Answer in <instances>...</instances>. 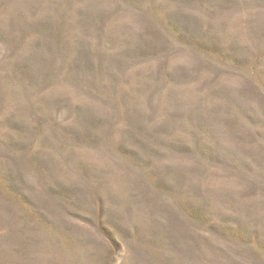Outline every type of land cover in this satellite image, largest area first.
<instances>
[{"label":"rangeland","instance_id":"obj_1","mask_svg":"<svg viewBox=\"0 0 264 264\" xmlns=\"http://www.w3.org/2000/svg\"><path fill=\"white\" fill-rule=\"evenodd\" d=\"M236 3L231 13L220 0H208L207 10H169L176 24L202 34L210 55L253 56V71H264L255 58L262 45L247 38L264 17L245 0ZM0 30L13 41L0 47V264H106L117 243L125 248L118 264H222L212 248L235 264H259L197 219L198 190L208 212L238 219L230 230L264 248V189L243 169L216 163L231 154L260 166L250 127L221 95L258 88L254 77L188 55L159 19L120 0H0ZM138 49L159 55H125ZM181 63L193 78L173 84L165 69ZM197 136L203 156L165 146L195 148ZM136 161L154 164L161 176L148 180ZM179 169L183 206L169 195L181 187L168 170ZM71 190L78 207L53 194ZM128 235L144 252L134 262Z\"/></svg>","mask_w":264,"mask_h":264},{"label":"snow or ice","instance_id":"obj_2","mask_svg":"<svg viewBox=\"0 0 264 264\" xmlns=\"http://www.w3.org/2000/svg\"><path fill=\"white\" fill-rule=\"evenodd\" d=\"M121 3L128 5L130 8L134 9L136 12L143 15H153L160 20L162 24L165 25L175 37L177 41L181 43L186 49L190 50L187 54L190 56L207 57L209 60L216 61L218 64H223L225 70L230 74H238L240 77L247 79V77H254L259 82V87L247 88L244 93L234 92L231 90L224 91L221 93L222 98L226 101L230 111H233L239 118L247 122L251 129L249 142L255 146L254 151H258L261 160L259 168L253 167L251 163L243 161L230 154L229 157H222L216 161L225 169H230L237 173H241L243 169L250 177H252L262 189H264V71L255 72L253 71V56L243 58L238 62H233L230 59L224 57H214L210 55L207 49L201 47V41H203V36L199 32L187 27V25L181 27V25L176 24V17L170 8L173 7H187V8H200L202 10H207L208 0H120ZM224 5L223 10L227 12H238L240 4L236 3V0H220ZM245 7L248 9H257L262 17H264V0H245ZM208 16L212 19L216 18L215 11H209ZM200 37V41L195 39ZM247 38L252 41H259L262 45L258 57H255L262 68H264V26L259 30V33L255 28H250L247 33ZM13 41L7 32L0 30V47L12 44ZM237 45H233L231 52L233 55H237ZM128 55L130 59H153L157 58L159 53L153 49H138L134 53L125 54ZM166 72L169 80L173 84H178L181 82H187L193 78L192 69L181 63V65L175 70H169L166 67ZM195 135V133L193 134ZM83 142V141H82ZM171 148L174 152L181 154H186L190 156H203L205 154L203 147L200 144L199 137H196V147L186 146L184 144L176 145H165ZM253 159H256V155L253 154ZM137 167L141 168L145 177L154 181L161 176V173L156 169L155 165L145 161H136ZM170 175L176 177L177 181L180 182L181 190L177 187H173L169 190V195L177 200L182 206L185 203L182 195V183L186 179V173L184 170L179 169L176 171L168 170ZM243 174V173H241ZM3 174L0 173V176ZM84 175L88 178L87 170L84 171ZM40 180L43 184L47 185L49 177L41 173ZM0 192H3V185L0 184ZM56 196L66 199L68 202L76 203L74 206H79L77 193L75 190L68 192H54ZM197 196L204 201L201 205V211L203 216L197 217L199 220V226L206 231L215 233L216 235L222 237L224 240L231 241L233 243L239 244L244 248L245 252L250 256L251 259L257 260L259 264H264V248L257 250L247 241L243 240L242 237L237 235L235 232L231 231L230 228L234 224H241L242 222L238 219L233 220L222 214L213 215L208 212L204 207L208 201L204 200V197L197 190ZM225 199H231L230 195L225 194ZM102 215L108 214V207L105 202L102 201ZM89 219V223H91ZM115 239V238H113ZM126 242L128 244L127 257L131 261L143 258V250L136 244L134 239L128 235L126 236ZM214 254L222 259V264H235L230 257L224 255V253L219 252L218 249L212 248ZM125 258V248L124 245L117 243L114 250L106 251V264H118L120 259Z\"/></svg>","mask_w":264,"mask_h":264}]
</instances>
